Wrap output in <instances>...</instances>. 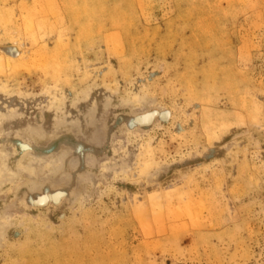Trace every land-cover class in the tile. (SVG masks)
<instances>
[{"label": "rangeland", "instance_id": "rangeland-1", "mask_svg": "<svg viewBox=\"0 0 264 264\" xmlns=\"http://www.w3.org/2000/svg\"><path fill=\"white\" fill-rule=\"evenodd\" d=\"M0 9V264H264V0Z\"/></svg>", "mask_w": 264, "mask_h": 264}, {"label": "bare ground", "instance_id": "bare-ground-1", "mask_svg": "<svg viewBox=\"0 0 264 264\" xmlns=\"http://www.w3.org/2000/svg\"><path fill=\"white\" fill-rule=\"evenodd\" d=\"M28 1H29V0H28ZM46 1H47V0H46ZM51 1H52V0H51ZM57 1H58V0H57ZM89 1H90V0H89ZM117 1H119V0H117ZM30 2H31V1H30ZM55 2H56V1H55ZM99 2H100V1H99ZM110 2H111V1H110ZM3 3H4V2H3ZM36 3H37V2H36ZM57 3H58V2H57ZM62 3H63V2H62ZM84 3H85V1H84ZM115 3H117V2H115ZM131 3H132V2H131ZM60 4H61V3H60ZM94 4L96 5L97 3L95 2ZM41 5H42V4H41ZM58 5H59V4H58ZM88 5H89V4H88ZM112 5H113V3H112ZM124 5H125V4H124ZM133 5H134V4H133ZM17 6H19V5H17ZM36 6H37V5H36ZM46 6H47V5H46ZM59 6H60V5H59ZM86 6H87V5H86ZM91 6H92V5H91ZM115 6H116V5H115ZM117 6H118V5H117ZM119 6H120V5H119ZM129 6H130V5H129ZM138 6H139V4H138ZM63 7H65V4H64ZM82 7H83V6H82ZM126 7H127V6H126ZM131 7H132V6H131ZM59 8H61V7H59ZM118 8H119V7H118ZM122 9H123V8H122ZM133 9H134V8H133ZM136 9H137V8H136ZM0 10H1V9H0ZM117 10H118V9H117ZM131 10H132V8H131ZM131 10H130V12H131ZM1 11H2V13H3V10H1ZM5 11H6V10H5ZM8 11H9V10H8ZM11 11H13V10H11ZM20 11H21V10H20ZM85 11H87V10H85ZM107 11H108V10H107ZM16 12H17V11H16ZM65 12H66V11H65ZM99 12H100V11H99ZM99 12H98V15H99ZM130 12H129V13H130ZM11 13H12V12H11ZM49 13H50V12H49ZM61 13H63V11H62ZM101 13H102V12H101ZM108 13H109V12H108ZM110 13H112V12H110ZM129 13H128V14H129ZM131 13H133V11H132ZM5 14H7V13H5ZM50 14H51V13H50ZM78 14H79V13H78ZM112 14H113V13H112ZM134 14H135V12H134ZM7 15H8V14H7ZM15 15H17V13H16ZM70 15H71V14H70ZM8 16H9V15H8ZM22 16H23V15H22ZM27 16H28V15H27ZM62 16L64 17V15H62ZM102 16H103V15H102ZM102 16H101V17H102ZM111 16H112V15H111ZM25 17H26V15H25ZM105 17H106V15H105ZM11 18H12V17H11ZM23 18H24V17H23ZM71 18H72V17H71ZM97 18H98V17H97ZM97 18H96V19H97ZM102 18H103V17H102ZM102 18H101V19H102ZM118 18H119V16H118ZM5 19H6V18H5ZM16 19H17V18H16ZM24 19L27 20V18H24ZM28 19H29V18H28ZM35 19H36V18H35ZM35 19H34V20H35ZM49 19H50V18H49ZM84 19H85V18H84ZM84 19H81V20H84ZM86 19H87V18H86ZM53 20H54V19H53ZM97 20H98V19H97ZM102 20H103V22H104V19H102ZM35 21H36V20H35ZM39 21H40V20H39ZM39 21L37 20V24L39 23ZM73 21H74V19H73ZM73 21H72V22H73ZM85 21H86V20H85ZM25 22H26V21H25ZM31 22H32V21H31ZM31 22H29V24H28V26H27V29H28L29 25L32 24ZM40 22H41V21H40ZM54 22H55V21H54ZM60 22H63V21H60ZM23 23H24V22H23ZM33 23H34V22H33ZM50 23H53V22H50ZM105 23H106V22H105ZM2 24H3V22H2ZM47 24H49V23H47ZM87 24H88V23H87ZM87 24H86V25H87ZM89 24H90V23H89ZM129 24L131 25V23H129ZM9 25H10V23H9ZM25 25H26V24H25ZM32 25H33V24H32ZM34 25H35V24H34ZM34 25H33V26H34ZM59 25H60V24H59ZM61 25H63V24H61ZM61 25H60V26H61ZM91 25H92V24H90V26H91ZM111 25L114 26V24H111ZM30 26H31V25H30ZM36 26H37V25H36ZM69 26H70V24H69ZM71 26H72L71 29L73 30V25H71ZM106 26H107V25H106ZM123 26H124V25H123ZM132 26H133V25H132ZM67 27H68V24L66 25V28H67ZM102 27H104V25H102ZM7 28H8V27H7ZM29 28H30V27H29ZM32 28H33V27H32ZM43 28H44V27H43ZM64 28H65V27H64ZM139 28H140V27H139ZM111 29H112V27H111ZM120 29H121V28H120ZM125 29H126V28H125ZM128 29H129V28H128ZM130 29H131V28H130ZM40 30H41V29H40ZM56 30H57V29H56ZM59 30H60V29H59ZM62 30H63V28H62ZM67 30H68V29H67ZM100 30H102V29H100ZM107 30H108V28H107ZM170 30H171V29H170ZM41 31H42V33H41L42 36H41V37L43 38V37H44L43 29H42ZM60 31H61V30H60ZM130 31H131V30H130ZM130 31H129V32H130ZM141 31H142V30H141ZM154 31H155V30H154ZM61 32H62V31H61ZM99 32H100V31H99ZM112 32H113V31H112ZM129 32H128V33H129ZM138 32H139V31H138ZM142 32H143V31H142ZM100 33H101V32H100ZM124 33H125V32H124ZM124 33H123V34H124ZM126 33H127V32H126ZM126 33H125V34H126ZM136 33H137V32H136ZM0 34H1V32H0ZM2 34H3V33H2ZM4 34H5V33H4ZM37 34H38V36L40 35V33H37ZM152 34H153V33H152ZM34 35H36V34H34ZM62 35H63V34H62ZM110 35H111V34H110ZM112 35H114V34L112 33ZM131 35H133V34L131 33ZM135 36H136V35H135ZM146 36H147V35H146ZM146 36H145V38H146ZM41 37H38V38H36L35 40H37V39L40 40ZM60 37H61V38H60ZM81 37H82V36H81ZM81 37H80V40H81ZM101 37H102V36H101ZM151 37H152V36H151ZM63 38H64L63 36H60V35H59V39L62 40L61 43L63 42ZM109 38H110V37H109ZM149 38H150V37H149ZM65 39H66V38H65ZM100 39H101V38H100ZM150 39H153V37L150 38ZM39 40H37V41H39ZM41 40H42V39H41ZM68 40H69V39H68ZM77 40H78V39H77ZM134 40H135V39H134ZM57 41H58V40H57ZM75 41H76V40H75ZM78 41H79V40H78ZM99 41H100V40H99ZM142 41H143V40H142ZM68 42H69V41H67V42L65 43V41H64V43L67 44V46H69V45H68V44H69ZM137 42H138V41H137ZM146 42H147V41H146ZM38 43H39V42H38ZM59 43H60V42H59ZM64 43H63V44H64ZM95 43H96V42H95ZM103 43H104V42H103ZM148 43H149V42H148ZM148 43H147V44H148ZM42 44H43V42H42ZM99 44H100V43H99ZM127 44H129V43H127ZM38 45H39V44H38ZM58 45H60V44H58ZM90 45H91V44H90ZM94 45H95V44H94ZM130 45H131V44H130ZM138 45H139V44H138ZM148 45H149V44H148ZM148 45H147V46H148ZM45 46H46V45H45ZM60 46H62V44H61ZM63 46H64V45H63ZM98 46H99V45H98ZM109 46H110V45H109ZM109 46H108V47H109ZM126 46H127V45H126ZM139 46H140V45H139ZM151 46H153V45H151ZM151 46H149V47H151ZM41 47H42V46H41ZM43 47H44V46H43ZM99 47H100V46H99ZM129 47H130V46H129ZM134 47H135V45H134ZM144 47H145V45H144ZM48 48H49V46H48ZM50 48H51V47H50ZM50 48H49V49H50ZM64 48H65V46H64ZM69 48H71V47H69ZM85 48H86V47H85ZM118 48H119V47H118ZM120 48H121V47H120ZM124 48H125V47H124ZM80 49H81V48H80ZM89 49H90V47H89ZM134 49H135V48H134ZM161 49H162V48H161ZM40 50H41V49H40ZM40 50H38L37 53H39ZM47 50H48V49H47ZM50 50H51V49H50ZM77 50H78V49H77ZM91 50H92V49H91ZM144 50H145V49H144ZM41 51H42V50H41ZM43 51H44V50H43ZM118 51H120V50H118ZM137 51H138V50H136L135 52H137ZM146 51H147V50H146ZM75 52H76V51H75ZM86 52H88V51H86ZM89 52H90V51H89ZM109 52H110V51H109ZM130 52H131V51H130ZM130 52H129V53H130ZM139 52H140V51H139ZM139 52H138V54H139ZM141 52H142V51H141ZM141 52H140V53H141ZM41 53H42V52H41ZM41 53H39V54H41ZM132 53H133V52H131V54H132ZM133 54H134V53H133ZM136 54H137V53H136ZM136 54H135V55H136ZM143 54H144V53H143ZM16 55H17V54H16ZM70 55H71V54H70ZM78 55H79V54H78ZM135 55H134V56H135ZM1 56H2V55H1ZM19 56L22 58L21 55H19ZM25 56H26V60H27V57H28V56L31 58L30 55H25ZM52 56H53V55H52ZM68 56H69V55H68ZM80 56H81V55H80ZM131 56H133V55H131ZM134 56H133V57H134ZM138 56H139V55H138ZM9 57H10V56H9ZM48 57H49V56H48ZM48 57H47V58H48ZM86 57H87V56H86ZM95 57H96V56H95ZM128 57H129V56H128ZM139 57H140V56H139ZM2 58H3V57H2ZM23 58H24V55H23ZM23 58L21 59L22 62H26V61H23V60H24ZM34 58H35V57H34ZM59 58H60V57H59ZM82 58H83V57H82ZM7 59H9V58H7ZM11 59H12V58H11ZM50 59H51V58H50ZM65 59H66V58H65ZM72 59H73V58H72ZM78 59H79V58H78ZM86 59H87V58H86ZM130 59H132V58H130ZM3 60H4V59H2V61H3ZM46 60H47V59H46ZM66 60H67V59H66ZM135 60H136V59H135ZM32 61H34L33 58H32V60H31L30 62H32ZM44 61H45V60H44ZM44 61H42V62H44ZM47 61H48V60H47ZM76 61H77V60H76ZM79 61H80V60H79ZM79 61H78V62H79ZM84 61H85V60H84ZM130 61H131V60H130ZM42 62H41V63L39 62V63L41 64V65H40L41 67H42ZM45 62H46V61H45ZM67 62H68V60H67ZM128 62H129V61H128ZM3 63H4V61H3ZM47 63H48V62H47ZM31 64H32V63H31ZM43 64H44V63H43ZM79 64H81V63H79ZM132 64H133V63H132ZM1 65L4 66V64L0 63V66H1ZM7 65H8V64H7ZM17 65H18V64H17ZM29 65H30V63H29ZM36 65H38V64H36ZM84 65H85V64H84ZM129 65H130V63H129ZM135 65H136V63H135ZM13 66H14V65H13ZM66 66H69L68 63H67ZM79 66H81V65H79ZM85 66H87V65H85ZM133 66H134V64H133ZM7 67H8V66H7ZM14 67H15V66H14ZM50 67H51V66H50ZM53 67H54V66H53ZM131 67H132V65H131ZM11 68H12V67H11ZM17 68H18V67H17ZM26 68H27V67H26ZM79 68H80V67H79ZM14 69H15V68H14ZM28 69H29V68H28ZM70 69H71V68H70ZM76 69H77V67H76ZM0 70H2L1 67H0ZM3 70H4V69H3ZM51 70H52V69H51ZM68 71H69V70H68ZM68 71H67V72H68ZM76 71H77V70H76ZM53 72H54V71H53ZM2 73H4V72H2ZM17 73H18V72H17ZM71 73H72V72H71ZM77 73H78V72H77ZM10 75H11V74H10ZM53 75H54V74H53ZM57 77H58V76H57ZM69 77H70V76H69ZM71 78H72V77H71ZM55 79H56V78H55ZM59 80H60V79H59ZM5 82H6V81H5ZM60 83H61V82H60ZM216 116H217V115H216ZM218 117H219V116H218ZM52 239H53V238H52ZM58 243H59V242H58ZM60 244H61V243H60ZM34 246H35V245H34ZM47 247H48V246H47ZM50 247H51V246H50ZM52 247H53V246H52ZM54 247H55V244H54ZM54 247H53V248H54ZM61 247H62V245H61ZM61 247H60V248H61ZM70 247H71V245H70ZM72 247H73V246H72ZM48 248H49V247H48ZM66 248H68V247H66ZM73 248H77V247H73ZM55 249H56V248H55ZM55 249H54V251H55ZM64 249H65V248H64ZM69 249H70V248H69ZM34 250H35V249H34ZM46 250H47V249H46ZM76 250H77V249H76ZM29 251H30V250H29ZM35 251H36V250H35ZM50 251H51V248H50ZM56 251H57V249H56ZM56 251H55V252H56ZM59 251H60V250H59ZM51 252H53V251H51ZM71 252H72V251H71ZM71 252H70L69 254H71ZM74 252H76V251H73V253H74ZM30 253H31V252H30ZM30 253H28V254H30ZM35 253H36V252H35ZM41 253H43V252H41ZM43 254H44V253H43ZM46 254L48 255V253H46ZM46 254H45V255H46ZM52 254H54V252H53ZM64 254H65V253H64ZM64 254H63V255H64ZM69 254L67 253V256H68ZM76 254H77V253H76ZM24 255L26 256L27 254H24ZM36 255H38V253H36ZM41 255H42V254H41ZM50 255H51V254H50ZM57 255H58V254H57ZM59 255H60V254H59ZM74 255H75V254H74ZM38 256H39V255H38ZM52 256H53V255H52ZM76 256H77V255H76ZM50 257H51V256H50ZM50 257H49V258H50ZM54 257H55V255H54ZM59 257H60V256H59ZM59 257H58V258H59ZM64 257H65V255H64ZM71 257H72V256H71ZM27 258H28V257H27ZM31 258H33V257H31ZM37 258H38V257H37ZM44 258H45V257H44ZM61 258H63V257H61ZM67 258H68V257H66V260L69 259V258H68V259H67ZM41 259H42V258H41ZM53 259L56 260V258H53ZM63 259L65 260V258H63ZM63 259H62V260H63ZM71 259H72V258H71ZM73 259H74V258H73ZM73 259H72V260H73ZM44 260H45V259H44ZM31 261H32V259H31ZM33 261L36 262V259H34ZM33 261H32V262H33ZM40 261H42V260H40ZM57 261H60V260L57 259ZM70 261H71V260H70ZM81 261H82V260H81ZM32 262H31V263H32ZM46 262H47V261H46ZM55 262H56V261H55ZM55 262H54V264H55ZM60 262H61V261H60ZM75 262H76V261H75ZM28 264H29V263H28ZM34 264H35V263H34ZM42 264H43V262H42ZM57 264H58V263H57ZM63 264H64V263H63ZM82 264H83V263H82Z\"/></svg>", "mask_w": 264, "mask_h": 264}]
</instances>
